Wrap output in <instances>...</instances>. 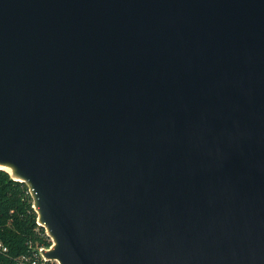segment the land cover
<instances>
[{
  "label": "water",
  "instance_id": "1",
  "mask_svg": "<svg viewBox=\"0 0 264 264\" xmlns=\"http://www.w3.org/2000/svg\"><path fill=\"white\" fill-rule=\"evenodd\" d=\"M0 170L59 264H264V0H0Z\"/></svg>",
  "mask_w": 264,
  "mask_h": 264
},
{
  "label": "trees",
  "instance_id": "2",
  "mask_svg": "<svg viewBox=\"0 0 264 264\" xmlns=\"http://www.w3.org/2000/svg\"><path fill=\"white\" fill-rule=\"evenodd\" d=\"M27 191L25 183L0 170V239L9 249L7 255L0 254V264H16L14 259L27 254L30 245H51L45 229L37 224V213Z\"/></svg>",
  "mask_w": 264,
  "mask_h": 264
},
{
  "label": "built area",
  "instance_id": "3",
  "mask_svg": "<svg viewBox=\"0 0 264 264\" xmlns=\"http://www.w3.org/2000/svg\"><path fill=\"white\" fill-rule=\"evenodd\" d=\"M26 186H27V189H28L27 193L32 198L30 189H29V187H28L27 184H26ZM32 201H33V198H32ZM37 224H38V222H37ZM37 231H38V229H37ZM45 234L48 237L49 241L52 243L51 238L48 236V234L46 233V231H45ZM30 246H31L30 247V250L28 251L27 254H23V255H21V256H19V257H17V258L14 259L15 262H16V264H59V262L57 260H52V259L45 258L42 255V253L40 252L42 249H46L49 246L46 247V246H41L39 244H37V245H30ZM8 250L9 249H8L7 245L5 244V242L0 239V254L7 255Z\"/></svg>",
  "mask_w": 264,
  "mask_h": 264
}]
</instances>
